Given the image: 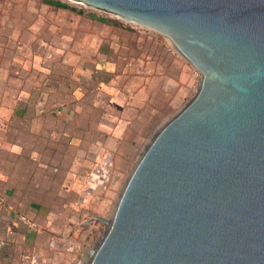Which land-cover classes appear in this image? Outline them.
<instances>
[{"label":"crops","instance_id":"1","mask_svg":"<svg viewBox=\"0 0 264 264\" xmlns=\"http://www.w3.org/2000/svg\"><path fill=\"white\" fill-rule=\"evenodd\" d=\"M14 8L4 5L11 32L0 33L10 55L0 92V264H72L80 210L110 173L113 149L200 77L156 30L41 0Z\"/></svg>","mask_w":264,"mask_h":264},{"label":"water","instance_id":"2","mask_svg":"<svg viewBox=\"0 0 264 264\" xmlns=\"http://www.w3.org/2000/svg\"><path fill=\"white\" fill-rule=\"evenodd\" d=\"M169 36L203 72L90 264H264V0H78Z\"/></svg>","mask_w":264,"mask_h":264},{"label":"rangeland","instance_id":"3","mask_svg":"<svg viewBox=\"0 0 264 264\" xmlns=\"http://www.w3.org/2000/svg\"><path fill=\"white\" fill-rule=\"evenodd\" d=\"M44 1V0H41ZM69 4L73 9L97 17H104L108 20H116L128 26L142 28L153 31L156 30L152 27L141 25L135 21L127 20L113 11H99L87 3H80L74 0H61ZM18 0H0V33H10L11 28L6 24L7 19L2 18L4 5L9 4L14 8ZM3 31V32H2ZM158 30H156L157 32ZM159 32V31H158ZM161 33V32H160ZM163 34V33H162ZM165 35V34H164ZM167 41L171 42L172 39L166 35ZM2 57H5L2 59ZM10 55L0 51V92L6 89L9 84L7 82V60ZM197 69V68H196ZM203 75V74H202ZM198 78H194L192 72V83L190 84V93L181 100L180 97L174 100L171 105L161 104L157 108L161 111L158 115L152 117L149 123H146V128L135 133L133 141H127L121 149H113L116 154L110 155V160L107 165L111 167L110 173L99 175L97 178L96 193L92 195L84 209L80 210V224L77 231V250L73 256L72 264H90L94 252L102 243L107 231L108 225L101 219L95 218L97 215L104 216L108 219L114 217L121 195L126 187V184L131 177L134 169L141 160L144 152L152 143L158 132L174 118L198 93L203 79L199 73ZM179 99V100H178ZM160 103V102H159ZM101 174V175H102ZM99 179V181H98Z\"/></svg>","mask_w":264,"mask_h":264},{"label":"trees","instance_id":"4","mask_svg":"<svg viewBox=\"0 0 264 264\" xmlns=\"http://www.w3.org/2000/svg\"><path fill=\"white\" fill-rule=\"evenodd\" d=\"M46 3L52 4V5H56V6H61V7H66V8H71L73 9V7H71L69 4L61 1V0H44ZM75 10V9H74ZM103 19H106L104 17H102Z\"/></svg>","mask_w":264,"mask_h":264},{"label":"built area","instance_id":"5","mask_svg":"<svg viewBox=\"0 0 264 264\" xmlns=\"http://www.w3.org/2000/svg\"><path fill=\"white\" fill-rule=\"evenodd\" d=\"M74 1H76V2H80V3H84V4H85V2H82V1H78V0H74ZM90 6H91L92 8H94V9H96V10H99V11H107V10L102 9V8H99V7H94V6H92V5H90ZM197 72L201 74V78L203 79V78H204V74H203V72L200 71L199 69H197ZM202 74H203V75H202Z\"/></svg>","mask_w":264,"mask_h":264}]
</instances>
